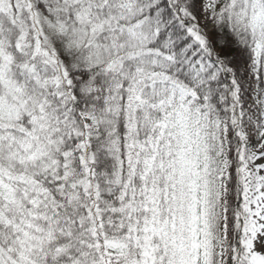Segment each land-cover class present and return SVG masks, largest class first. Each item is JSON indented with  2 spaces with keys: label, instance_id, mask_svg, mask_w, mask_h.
Here are the masks:
<instances>
[{
  "label": "snow or ice",
  "instance_id": "1",
  "mask_svg": "<svg viewBox=\"0 0 264 264\" xmlns=\"http://www.w3.org/2000/svg\"><path fill=\"white\" fill-rule=\"evenodd\" d=\"M0 264H264V0H0Z\"/></svg>",
  "mask_w": 264,
  "mask_h": 264
}]
</instances>
